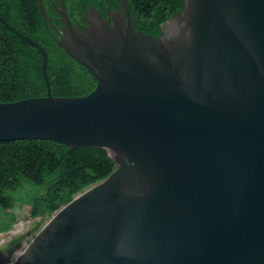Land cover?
Returning a JSON list of instances; mask_svg holds the SVG:
<instances>
[{
    "label": "water",
    "instance_id": "1",
    "mask_svg": "<svg viewBox=\"0 0 264 264\" xmlns=\"http://www.w3.org/2000/svg\"><path fill=\"white\" fill-rule=\"evenodd\" d=\"M120 1L102 41L93 6L87 37L55 7L57 44L96 80L85 96H54L45 49L18 32L47 95L0 102V141L105 148L117 166L0 264H264V0H185L163 42Z\"/></svg>",
    "mask_w": 264,
    "mask_h": 264
},
{
    "label": "trees",
    "instance_id": "2",
    "mask_svg": "<svg viewBox=\"0 0 264 264\" xmlns=\"http://www.w3.org/2000/svg\"><path fill=\"white\" fill-rule=\"evenodd\" d=\"M127 1L135 30L152 37H159L162 24L185 7V0ZM63 2L69 18L78 28L85 25L84 14L89 6L103 17H107V9H122L120 0ZM43 6L47 21L38 0H0V102L47 95L42 74L43 55L18 32L45 49L46 74L54 96H85L96 86V80L87 69L56 42L58 35L53 27L62 25L55 9L60 6V0H43ZM116 166L105 148H70L46 140L0 141V208L13 204L10 194L21 185V179H25L46 189V195L32 206V215L52 213L106 179Z\"/></svg>",
    "mask_w": 264,
    "mask_h": 264
},
{
    "label": "rangeland",
    "instance_id": "3",
    "mask_svg": "<svg viewBox=\"0 0 264 264\" xmlns=\"http://www.w3.org/2000/svg\"><path fill=\"white\" fill-rule=\"evenodd\" d=\"M10 195L13 204L5 209L0 208V252L3 253L7 245L24 236L22 247L15 251L18 256L60 207L52 213L44 212L34 217L32 206L46 195V189L25 179H21V185Z\"/></svg>",
    "mask_w": 264,
    "mask_h": 264
},
{
    "label": "flooded vegetation",
    "instance_id": "4",
    "mask_svg": "<svg viewBox=\"0 0 264 264\" xmlns=\"http://www.w3.org/2000/svg\"><path fill=\"white\" fill-rule=\"evenodd\" d=\"M180 13L175 16L174 18H178L180 17ZM87 17L90 16V14H87L86 15ZM173 18V17H172ZM104 19V23H101V26L100 28L98 29V37L101 39L103 38V36L105 34L108 33L109 31V35L110 33H113L114 31L112 29H118V31H120L122 29V26H124V24L126 23L127 20L123 19L122 17V13L118 14V13H111V14H107V17H103ZM171 19V18H170ZM163 24H165L163 26ZM162 26H161V35L163 36L161 39H159L160 42H163L165 40V38L167 37V32L169 31L170 27H173L171 26V22L169 20H167L165 23H163ZM170 24V25H169ZM91 29V25H87L85 23V25H82L81 28H79V31L81 32V36L82 37H87L88 34H89V30ZM65 39H67V36H63ZM102 41V39H101ZM17 239H19V242L17 241ZM14 242H12L11 244L7 245L5 247V250L7 249H15V250H18L22 247V244H23V241H24V236L23 237H20V238H17ZM6 256V254H2L1 257H0V260L1 259H4ZM1 264H4V263H1Z\"/></svg>",
    "mask_w": 264,
    "mask_h": 264
},
{
    "label": "bare ground",
    "instance_id": "5",
    "mask_svg": "<svg viewBox=\"0 0 264 264\" xmlns=\"http://www.w3.org/2000/svg\"><path fill=\"white\" fill-rule=\"evenodd\" d=\"M170 25V24H169Z\"/></svg>",
    "mask_w": 264,
    "mask_h": 264
},
{
    "label": "built area",
    "instance_id": "6",
    "mask_svg": "<svg viewBox=\"0 0 264 264\" xmlns=\"http://www.w3.org/2000/svg\"><path fill=\"white\" fill-rule=\"evenodd\" d=\"M16 256V255H15Z\"/></svg>",
    "mask_w": 264,
    "mask_h": 264
}]
</instances>
